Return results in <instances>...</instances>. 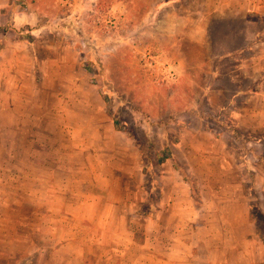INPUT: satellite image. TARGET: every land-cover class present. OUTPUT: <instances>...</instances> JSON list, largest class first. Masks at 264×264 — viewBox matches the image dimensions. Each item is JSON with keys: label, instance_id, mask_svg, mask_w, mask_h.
<instances>
[{"label": "rangeland", "instance_id": "rangeland-1", "mask_svg": "<svg viewBox=\"0 0 264 264\" xmlns=\"http://www.w3.org/2000/svg\"><path fill=\"white\" fill-rule=\"evenodd\" d=\"M255 2L236 13L238 0H0V264H41L39 250L63 238L64 191L91 193L78 172L83 153L118 166L142 153L151 199L165 183L182 203L188 245L205 250L210 232L242 235L253 223L264 239L254 188L264 186V13ZM175 160L193 195L167 171ZM161 221L152 234L163 224L162 244H175L171 216ZM127 222L144 242V221ZM213 240L210 249L225 244Z\"/></svg>", "mask_w": 264, "mask_h": 264}, {"label": "crops", "instance_id": "crops-1", "mask_svg": "<svg viewBox=\"0 0 264 264\" xmlns=\"http://www.w3.org/2000/svg\"><path fill=\"white\" fill-rule=\"evenodd\" d=\"M255 1V7L258 6L264 13L262 10L264 0ZM238 2L231 6L236 13H240L247 6V0H238ZM216 9L220 10L222 7L219 5ZM188 37L196 44L204 45L203 39L198 41L197 32L191 30ZM185 61L183 60V63ZM219 92V89L210 91L212 106H215L214 98ZM113 124L115 126L114 122ZM83 154L86 163L78 168V172L86 173L90 178L88 184L91 185V193L83 197L75 193L74 189L71 192L64 191L60 202V213L63 214L58 227L64 239L53 244L50 250L49 248L45 249L46 251L39 250L41 264L50 259L55 260L57 264H258L259 261L264 264V239L258 236L256 223H253L252 231L246 234L222 231L216 235L217 238L220 236L225 238V244L220 248H208L213 246L210 243L216 238L211 232L213 236L206 237L205 250L193 245L194 240L191 245L185 243L182 235L188 225L183 226L182 222H178L177 214V208L182 206V203L175 198L166 197L165 183L160 185L159 199L157 201L151 199V188L147 187L145 181L148 176L144 170L142 153H130L131 155L126 153L129 162L121 166L92 161L100 156L105 157L103 154L106 153ZM131 158L133 168L127 166ZM167 171L180 174L174 166V161ZM254 188L257 206L264 212V186L256 182ZM190 198L192 205L197 209L200 208L192 196ZM188 202L189 206H192L190 201ZM250 204L251 202L246 203V207ZM143 206H147L146 213L141 211ZM248 208L250 210V207ZM164 215H170L174 221L169 229L173 230L171 243L175 244H162V231L167 230L163 224L159 225L160 229L154 232L155 235L152 234L153 228L155 229L154 224L157 223L156 221L162 223ZM130 216L140 217L146 224L147 238L142 243H138L134 234L128 230L127 219ZM247 216H244V220ZM249 218H251L250 214ZM195 229L189 230L192 237L197 235ZM86 234L90 237L85 240ZM81 237L83 241L80 240ZM229 239L231 242L227 243ZM138 253L141 257L136 256ZM133 254L136 257H133Z\"/></svg>", "mask_w": 264, "mask_h": 264}, {"label": "trees", "instance_id": "trees-1", "mask_svg": "<svg viewBox=\"0 0 264 264\" xmlns=\"http://www.w3.org/2000/svg\"><path fill=\"white\" fill-rule=\"evenodd\" d=\"M114 123L117 125L118 121L115 120ZM166 158L167 159L172 158L171 154H169V156H166ZM174 166H175L176 170L180 173V175L183 177L184 181L190 185V189H191V192H192V195H193L194 189L196 188L195 187L196 186L195 181L193 179L189 178V176L187 175L188 174L187 171H185L176 160H175V165ZM197 200H198L197 198L194 199V201H196V203L198 204ZM141 211L146 213L147 212V206L141 207Z\"/></svg>", "mask_w": 264, "mask_h": 264}]
</instances>
